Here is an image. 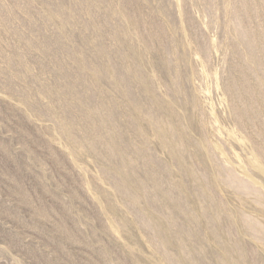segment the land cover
Returning <instances> with one entry per match:
<instances>
[{
  "label": "rangeland",
  "instance_id": "rangeland-1",
  "mask_svg": "<svg viewBox=\"0 0 264 264\" xmlns=\"http://www.w3.org/2000/svg\"><path fill=\"white\" fill-rule=\"evenodd\" d=\"M0 264H264V0H0Z\"/></svg>",
  "mask_w": 264,
  "mask_h": 264
}]
</instances>
